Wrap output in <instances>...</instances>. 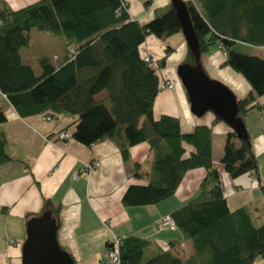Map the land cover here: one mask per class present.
Returning <instances> with one entry per match:
<instances>
[{
    "label": "trees",
    "instance_id": "obj_1",
    "mask_svg": "<svg viewBox=\"0 0 264 264\" xmlns=\"http://www.w3.org/2000/svg\"><path fill=\"white\" fill-rule=\"evenodd\" d=\"M172 2L140 24L129 18L123 0H36L15 10L0 0V93L21 117L73 115L69 135L83 145L109 139L124 164L131 163V175L144 182L126 187L120 199L123 206L159 202L174 193L187 170L203 169L196 194L169 213L174 228L190 240L192 252L182 259L179 242L160 245L128 235L120 242L119 264H264L256 263L264 259V222L258 223L245 206L228 207L212 164L211 126L195 125L183 133L177 118L152 116L160 77L137 49L148 35L163 40L180 32ZM183 4L197 47L187 48L180 65L194 66L199 53L218 44L224 55L221 65L249 85V91L235 99V117L243 122L247 114L264 108L256 101L264 94V59L242 51L264 47V0H185ZM31 29L58 37L64 51L57 63L45 55L37 57L38 73L20 55ZM171 50L166 46L164 56ZM155 63L162 66L164 57ZM100 91L105 97L95 100ZM221 120L214 113L211 124ZM140 142L149 149L146 168L129 158V148ZM4 143L0 133V164L10 159ZM220 163L231 178L249 175L264 193L248 137H239L233 129L227 132ZM41 211L50 212L57 228L58 207L43 201Z\"/></svg>",
    "mask_w": 264,
    "mask_h": 264
},
{
    "label": "crops",
    "instance_id": "obj_2",
    "mask_svg": "<svg viewBox=\"0 0 264 264\" xmlns=\"http://www.w3.org/2000/svg\"><path fill=\"white\" fill-rule=\"evenodd\" d=\"M4 1L10 9L15 10L36 0ZM123 1L129 18L140 24L152 19L170 2ZM39 35L44 40L38 44L43 45L45 50L50 48V51L36 55L35 60L45 55L54 63L59 62L64 55L60 39L54 40L53 34L52 38L47 34ZM179 35L176 32L163 40L148 35L138 46L139 56L149 58L160 81L171 84L170 88L160 89L155 96L152 116L177 118L183 133L190 132L195 125L211 126L212 164L218 172L228 207L235 209L245 206L256 213L258 208L255 203L261 202L264 197L256 180L250 179L247 174L231 178L220 163L223 139L232 130V125L223 120L212 125L214 113L211 110L200 116H194L189 111L185 91L174 74V69L180 65L188 48L183 35ZM213 45L205 53L197 55V67L207 78L215 76L217 79L214 80L226 87L235 99L243 97L249 91L248 83L240 74L230 72L226 70L230 68L221 65L224 55L218 44ZM166 46L172 50L164 56ZM161 57H164V63L157 66L155 60ZM105 95V91H100L94 99H103ZM256 101L264 103L260 96L256 97ZM0 108L4 115L0 133L5 140L4 150L10 158L0 164V264H3L4 259L12 264H20L26 224L42 214L43 201L58 207L56 240L71 255L73 264H113L106 257L112 235H137L160 245L176 241L181 248L186 239H183L180 231L168 226H157L156 223L196 194L197 185L204 174L201 167L187 170L174 193L165 199L150 205L123 206L120 199L126 187L130 184L142 185L144 182L131 175V163L124 164L118 149L109 139L89 146L72 137L55 140L53 136L60 131L72 133L73 115L60 112L56 116L47 115L48 119H42L41 114L21 117L2 93ZM243 124L252 151L261 162L258 171L260 184L264 185V162L261 159L264 158V108L247 114ZM185 149L189 152L191 148L185 145ZM128 153L131 162L142 168L148 166L147 143L131 146ZM88 165L90 167L87 168ZM9 239L16 240L17 244L9 246L7 255H4L3 250ZM146 252L148 255L150 251Z\"/></svg>",
    "mask_w": 264,
    "mask_h": 264
},
{
    "label": "water",
    "instance_id": "obj_3",
    "mask_svg": "<svg viewBox=\"0 0 264 264\" xmlns=\"http://www.w3.org/2000/svg\"><path fill=\"white\" fill-rule=\"evenodd\" d=\"M172 1L186 46L195 50L197 41L184 4L180 0ZM176 74L187 96L189 111L194 116L211 110L223 121L231 124L239 137H247L243 122L235 117V98L227 88L210 83L196 64L179 65L176 67ZM55 232V220L49 211L29 220L21 245L20 264H73L71 255L60 248Z\"/></svg>",
    "mask_w": 264,
    "mask_h": 264
},
{
    "label": "rangeland",
    "instance_id": "obj_4",
    "mask_svg": "<svg viewBox=\"0 0 264 264\" xmlns=\"http://www.w3.org/2000/svg\"><path fill=\"white\" fill-rule=\"evenodd\" d=\"M28 34H29L28 45L21 48L20 54L22 57V61L24 63L30 64L33 67L34 71L38 72L39 68H38L37 62H36L34 57L36 55L46 54V53H48V51H50V48H46V50H45V47L43 45L38 44L39 41L44 40L43 36H40L39 34H47L46 36H51V34L49 32L39 31L36 29H31ZM179 34L182 36L181 32H179ZM52 36H53L54 40L56 38L58 39V37H56L54 35H52ZM52 36H51V38H52ZM174 38L175 37H172V39H174ZM172 39H170V41ZM53 49H55V47H53ZM242 51H244L247 54L256 55V56L264 59V47H247V48H244ZM199 65H201V63ZM226 70H231V69L226 68ZM230 72H233V71L231 70ZM174 74L179 81V78L177 77V74H176V68L174 69ZM214 77L211 76L210 78H207V79L212 84L220 83V82L215 81L214 79H217V78H214ZM222 87H224V86H222ZM260 98L262 100H264V94L262 96H260ZM261 159L264 162V158H261ZM257 161H258V166H259V164L261 162L259 163V160H257ZM260 166H262V165H260ZM255 204H256L255 207L258 208L257 212L254 213V215L256 217V221L258 223L264 222V197L262 198L261 202L259 201ZM181 248H182V253H181L180 257L182 256L181 258L183 259V257L189 255L192 252V246H191L190 240L186 239L185 242L182 243ZM146 258H147L146 256H143V259H146ZM262 261H264V259H256V263H260ZM181 264H184V262H182Z\"/></svg>",
    "mask_w": 264,
    "mask_h": 264
},
{
    "label": "built area",
    "instance_id": "obj_5",
    "mask_svg": "<svg viewBox=\"0 0 264 264\" xmlns=\"http://www.w3.org/2000/svg\"><path fill=\"white\" fill-rule=\"evenodd\" d=\"M143 60L148 62L149 58L145 56V57H143ZM170 87H171V84H169L168 82L160 81V83H159L160 89L170 88ZM41 118L42 119H48L49 116L44 115ZM68 138H70V135L67 131H60L53 136V139H55V140H66ZM88 167H90V166L88 165L87 168ZM156 224H157V226H168L170 228H174V224H173L171 218L169 217V215H165L162 218H160ZM122 238H123V236L112 235V238L109 242V246H108L107 253H106V257L111 263L119 264V247H120V242H121ZM16 244H17L16 240L9 239L6 243L4 250H3V252H4L3 254L7 255L8 247L14 246ZM3 264H12V263L9 260L4 259Z\"/></svg>",
    "mask_w": 264,
    "mask_h": 264
}]
</instances>
